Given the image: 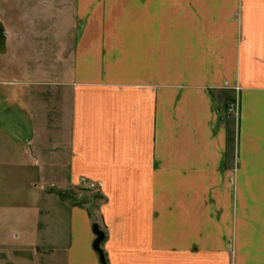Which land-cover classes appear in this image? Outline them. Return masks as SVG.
<instances>
[{"label": "crops", "instance_id": "obj_1", "mask_svg": "<svg viewBox=\"0 0 264 264\" xmlns=\"http://www.w3.org/2000/svg\"><path fill=\"white\" fill-rule=\"evenodd\" d=\"M48 1L74 42L0 91V249L43 206L60 264L94 224L107 264H264V0Z\"/></svg>", "mask_w": 264, "mask_h": 264}, {"label": "rangeland", "instance_id": "obj_2", "mask_svg": "<svg viewBox=\"0 0 264 264\" xmlns=\"http://www.w3.org/2000/svg\"><path fill=\"white\" fill-rule=\"evenodd\" d=\"M74 25L72 2L0 0V91L9 88L15 78L28 75H35V78L37 74L50 72V69H46L50 62L46 57L49 51L53 50L54 53L61 48L69 59L74 42ZM63 180L54 177L56 186L53 188L57 190L56 193L64 188L61 183ZM40 188L43 189L42 186ZM38 212L40 215L35 217V224L31 222L33 217L27 219L20 214L18 226L15 223L7 226L8 230L18 227V230L33 234V237L19 242V246L14 241L1 243L5 249H0V264H60L63 254L58 249L57 255L50 253L48 256L50 245L44 243L48 229L44 228L45 217L41 214L44 213L43 206ZM63 216L66 221V228H63L67 229L68 218ZM52 233L55 235V230Z\"/></svg>", "mask_w": 264, "mask_h": 264}, {"label": "water", "instance_id": "obj_3", "mask_svg": "<svg viewBox=\"0 0 264 264\" xmlns=\"http://www.w3.org/2000/svg\"><path fill=\"white\" fill-rule=\"evenodd\" d=\"M93 232L96 235V239L94 241L93 247L95 251L99 254L101 263L107 264L104 252L101 248V244L105 239V233L100 229L98 224L93 225Z\"/></svg>", "mask_w": 264, "mask_h": 264}, {"label": "built area", "instance_id": "obj_4", "mask_svg": "<svg viewBox=\"0 0 264 264\" xmlns=\"http://www.w3.org/2000/svg\"><path fill=\"white\" fill-rule=\"evenodd\" d=\"M228 112L231 113V114H233V115L236 114L238 112V104H235V105L234 104H231ZM90 187H95V185L94 184H91Z\"/></svg>", "mask_w": 264, "mask_h": 264}]
</instances>
